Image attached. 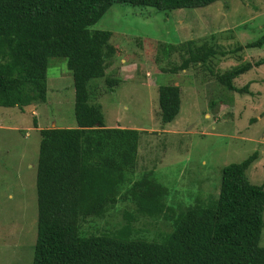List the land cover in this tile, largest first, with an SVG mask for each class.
<instances>
[{
  "label": "trees",
  "instance_id": "obj_1",
  "mask_svg": "<svg viewBox=\"0 0 264 264\" xmlns=\"http://www.w3.org/2000/svg\"><path fill=\"white\" fill-rule=\"evenodd\" d=\"M216 1L221 0H0V106L34 111L46 102L52 57L67 60L75 88L77 126L39 129L32 264H264V180L253 183L247 175L259 158L257 150L223 167L218 198L202 201L198 196L176 214L170 189L155 170L134 174L140 138L147 130L107 126L101 103L92 101L98 87H90V81L105 76L120 53L111 41L112 31L93 28L114 3L174 10ZM238 43L233 51L261 48L264 35ZM220 47L212 39H189L161 42L159 51L167 58L178 53L182 61L173 67L176 73L209 67L218 53H227ZM237 57L240 62L231 68L210 71L225 89L247 91L249 84L240 88L234 81L263 65L264 57ZM121 81L106 76L104 91L114 90ZM181 91L179 84L159 85L163 124L179 114ZM219 102L210 100V107L215 109ZM121 203L132 207L119 212L125 220L122 226L83 232L87 219L104 218ZM141 216L164 217L170 229H160L154 238L140 235L135 223Z\"/></svg>",
  "mask_w": 264,
  "mask_h": 264
},
{
  "label": "rangeland",
  "instance_id": "obj_2",
  "mask_svg": "<svg viewBox=\"0 0 264 264\" xmlns=\"http://www.w3.org/2000/svg\"><path fill=\"white\" fill-rule=\"evenodd\" d=\"M93 28L112 31L111 41L120 53L114 55L105 76L90 81V87H98L92 101L101 103L107 125L147 130L140 138L134 174L138 177L144 170H155L170 189L174 213L192 205L198 196L202 201L218 198L223 167L256 150L259 158L247 175L253 183L263 182L264 64L235 79L240 88L249 84L247 91L225 89L213 73L238 64L240 53L243 61L264 57V46L233 51L238 42L244 45L264 35V0H221L174 10L114 3ZM189 39H212L227 53H218L209 67L175 73L173 67L181 63V57L173 53L167 58L159 44ZM106 76L122 81L114 90L104 91ZM161 84H179L182 90L180 112L167 124L159 114ZM212 99L220 100L215 109L210 107ZM34 108L37 115L31 107L22 111L0 106V264H32L34 257L41 140L35 118L42 128L53 123L77 126L73 75L65 58H51L48 100ZM118 206L104 218L87 219L83 232L122 226L125 220L119 212L132 207ZM135 227L138 234L154 238L160 229H170V221L141 216ZM260 243L264 246V229Z\"/></svg>",
  "mask_w": 264,
  "mask_h": 264
},
{
  "label": "crops",
  "instance_id": "obj_3",
  "mask_svg": "<svg viewBox=\"0 0 264 264\" xmlns=\"http://www.w3.org/2000/svg\"><path fill=\"white\" fill-rule=\"evenodd\" d=\"M124 61V60H123ZM34 112V114L35 115H37V111L35 110V111H33ZM107 125V124H106ZM52 126H56V123H53V125ZM107 126H114V125H107ZM116 126H122V127H131V126H128V125H122V124H120V123H118ZM48 127V126H47ZM37 128H42V127H40L39 125H38V127ZM133 128H136V127H133Z\"/></svg>",
  "mask_w": 264,
  "mask_h": 264
}]
</instances>
